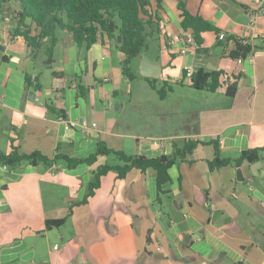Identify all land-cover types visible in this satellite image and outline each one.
<instances>
[{"label":"crops","instance_id":"1","mask_svg":"<svg viewBox=\"0 0 264 264\" xmlns=\"http://www.w3.org/2000/svg\"><path fill=\"white\" fill-rule=\"evenodd\" d=\"M184 2L217 32L203 33L201 46L184 53L167 48L171 36L190 33L180 27L178 0H163L149 9L157 43L132 60L133 78L123 74L125 55L112 42L78 47L58 30L49 64L42 48L31 53L0 18V153L80 158L103 142L155 157L196 142L193 162L168 169L160 202L155 171L133 168L122 179L108 171L77 204L109 155L71 168L61 160L55 171L27 161L0 170V264H264V151L253 163L209 168L214 140L221 158L264 145V10L251 29L252 0ZM218 32L248 39L257 33L252 61L231 58L234 43L219 42ZM142 56L160 67L159 76L140 73ZM187 68L238 75L236 93L228 96L225 84L195 92ZM52 70L64 72L62 89ZM153 80L180 85L162 99ZM82 120L96 125L82 131ZM62 217V225L46 229V220Z\"/></svg>","mask_w":264,"mask_h":264},{"label":"trees","instance_id":"2","mask_svg":"<svg viewBox=\"0 0 264 264\" xmlns=\"http://www.w3.org/2000/svg\"><path fill=\"white\" fill-rule=\"evenodd\" d=\"M162 1L0 0V18L8 19L11 25V36H21L27 46L31 48V53H35L42 48L49 64L52 63L53 47L58 40L56 35L58 30H66L71 37V41L78 47L89 48L98 41L112 42L125 55L121 62L123 74L133 78L130 63L146 50V40L148 34H150L147 28H153V24H156L153 20L154 16L149 9L154 5L159 7ZM178 7L181 10L182 17L180 21L181 29L188 31L198 46L203 43V33L217 32V28L201 15L188 11L184 0H178ZM228 38L234 41V46L229 51L231 58H245L250 52H253L252 44H243L239 37L229 35ZM2 52L3 47L0 45V55ZM1 58L6 59L4 55H1ZM51 76L54 83L58 84V89H62L65 79L64 72L52 70ZM237 79L238 75L228 77L223 70L207 71L203 68H197L189 76L188 85L197 90L213 92L225 84L226 94L232 97L236 93ZM27 82L30 83L29 79H27ZM154 82L155 80L150 82V85L157 90L159 97L162 99L172 90V86L167 81L160 88H157ZM212 144L214 146V157L209 161L210 169L237 165L243 161L253 163L261 159L260 154L264 151L263 145L243 150L237 157L221 158L217 140H214ZM195 146V141L187 139L181 147H174L170 157L168 154L148 157L143 154H126L123 151L108 148L103 142H98L95 152L88 156L71 158L67 155L56 153L52 159L40 152L19 153L15 148L8 154L0 153V162L10 167L17 166L25 161L31 164L43 162L53 166L62 160L68 168H71L80 163L93 164L99 156L113 154L120 163L109 164L105 162L99 165L94 172L93 180L88 184L83 200L77 202V204L86 203L88 198L100 186L102 176L108 171L116 172L117 177L122 179L133 168L142 172L148 169L155 171L156 201L160 202V197L165 191L164 186L170 181L168 169L176 162H193ZM65 220L66 217L46 220L45 227L46 229L58 227Z\"/></svg>","mask_w":264,"mask_h":264},{"label":"built area","instance_id":"3","mask_svg":"<svg viewBox=\"0 0 264 264\" xmlns=\"http://www.w3.org/2000/svg\"><path fill=\"white\" fill-rule=\"evenodd\" d=\"M263 10H264V0H252V5H251V8L249 9V13H248V15H249L248 24H247L248 28L252 29L254 27L256 20H257V17H258V14L260 12H262ZM228 37H229V35H227L225 32H218L216 34V39L219 42H232V43H234V41L232 39H229ZM258 37H259V35L257 33L252 32L250 39H254V38H258ZM250 39L245 38V37H240V40L243 44H251ZM166 46L169 49L176 48V50L179 53H184L189 48L196 47L197 44L195 43L191 34L182 33L181 35L171 36L167 40ZM251 53L252 52H250L245 58H241V57L237 58V61L241 62L244 59H248V60L252 61ZM192 72H193V70L191 68H187L186 72H185V76L189 77ZM105 80H107V78H105ZM58 95L59 94L56 92V97H58ZM60 119H62V118H60ZM95 125H96L95 122L88 123L86 120H82L78 124L79 128L82 131H86L89 127H95ZM158 147L160 149H162L163 143L159 142ZM7 168H8L7 164L0 162V170H7ZM56 168H57V166L54 165L53 171H55Z\"/></svg>","mask_w":264,"mask_h":264},{"label":"water","instance_id":"4","mask_svg":"<svg viewBox=\"0 0 264 264\" xmlns=\"http://www.w3.org/2000/svg\"><path fill=\"white\" fill-rule=\"evenodd\" d=\"M140 73L144 76L157 77L160 73V67L153 64L147 57L142 56L140 62ZM171 155H169L170 157Z\"/></svg>","mask_w":264,"mask_h":264},{"label":"rangeland","instance_id":"5","mask_svg":"<svg viewBox=\"0 0 264 264\" xmlns=\"http://www.w3.org/2000/svg\"><path fill=\"white\" fill-rule=\"evenodd\" d=\"M153 28H155V27H153ZM153 28H151V27H148V28H147V30H148V32H149L150 34H148V36H147L146 43H147V45H150V46H154V44L157 43V40L155 39V33L152 34V29H153ZM130 70H131V68H130ZM131 72H132V70H131ZM133 73H134V72H133ZM160 84H162V83H158L156 87H157V88H160V87H159ZM169 84L172 86V88H175L177 85H180L179 82H171V83H169ZM162 85H163V84H162ZM181 90H184V89H181ZM190 90H191V89H190ZM192 90L195 91V89H192ZM195 92H200V91L198 90V91H195ZM156 141H157V142H160L159 140H156ZM107 163H109V164H113V163H120V162H119V160H118L113 154H109V159H108Z\"/></svg>","mask_w":264,"mask_h":264}]
</instances>
